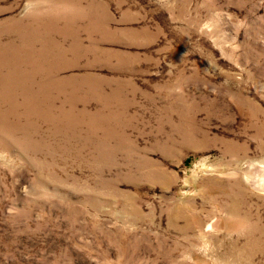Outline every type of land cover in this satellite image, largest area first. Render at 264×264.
Here are the masks:
<instances>
[{
  "label": "rangeland",
  "instance_id": "rangeland-1",
  "mask_svg": "<svg viewBox=\"0 0 264 264\" xmlns=\"http://www.w3.org/2000/svg\"><path fill=\"white\" fill-rule=\"evenodd\" d=\"M0 264H264V0H0Z\"/></svg>",
  "mask_w": 264,
  "mask_h": 264
},
{
  "label": "bare ground",
  "instance_id": "bare-ground-1",
  "mask_svg": "<svg viewBox=\"0 0 264 264\" xmlns=\"http://www.w3.org/2000/svg\"><path fill=\"white\" fill-rule=\"evenodd\" d=\"M263 164V163H262Z\"/></svg>",
  "mask_w": 264,
  "mask_h": 264
}]
</instances>
